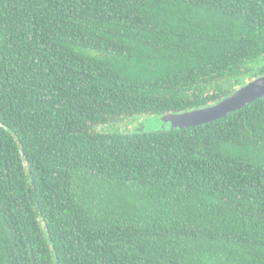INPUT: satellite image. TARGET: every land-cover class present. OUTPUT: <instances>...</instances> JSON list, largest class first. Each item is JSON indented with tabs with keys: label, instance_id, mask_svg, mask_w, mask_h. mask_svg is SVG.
<instances>
[{
	"label": "trees",
	"instance_id": "obj_1",
	"mask_svg": "<svg viewBox=\"0 0 264 264\" xmlns=\"http://www.w3.org/2000/svg\"><path fill=\"white\" fill-rule=\"evenodd\" d=\"M261 75L264 0H0V264H264V96L125 125Z\"/></svg>",
	"mask_w": 264,
	"mask_h": 264
},
{
	"label": "water",
	"instance_id": "obj_2",
	"mask_svg": "<svg viewBox=\"0 0 264 264\" xmlns=\"http://www.w3.org/2000/svg\"><path fill=\"white\" fill-rule=\"evenodd\" d=\"M262 96H264V75L248 81L215 104L180 113H172V127H190L215 121L243 108Z\"/></svg>",
	"mask_w": 264,
	"mask_h": 264
},
{
	"label": "rangeland",
	"instance_id": "obj_3",
	"mask_svg": "<svg viewBox=\"0 0 264 264\" xmlns=\"http://www.w3.org/2000/svg\"><path fill=\"white\" fill-rule=\"evenodd\" d=\"M172 113L165 114V115H139L136 117H133V119L128 120L130 123H125L126 127L128 129H135V130H158V129H165L168 127H172ZM124 123L115 124V125H106L104 130H107L109 128H116L119 125H122ZM128 124V126H127ZM118 129V128H117ZM119 129H123L122 126L119 127Z\"/></svg>",
	"mask_w": 264,
	"mask_h": 264
}]
</instances>
